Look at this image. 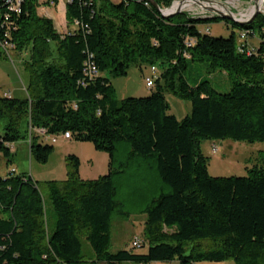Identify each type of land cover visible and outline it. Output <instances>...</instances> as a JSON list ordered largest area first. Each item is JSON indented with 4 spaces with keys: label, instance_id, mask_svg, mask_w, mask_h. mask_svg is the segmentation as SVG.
<instances>
[{
    "label": "trees",
    "instance_id": "obj_1",
    "mask_svg": "<svg viewBox=\"0 0 264 264\" xmlns=\"http://www.w3.org/2000/svg\"><path fill=\"white\" fill-rule=\"evenodd\" d=\"M60 1L0 0V58L30 53L28 99L0 95V154L10 163V146L29 141L32 158L47 164L54 147L42 139L70 133L106 152L109 169L84 180L71 155L66 181L42 186L24 174L0 177V264H264V166L245 177H212L201 151L205 140L264 142V16L232 22L225 39L209 35L210 22L222 19L165 18L148 0H63L69 29L61 33L39 13ZM154 2L164 10L174 0ZM239 33L247 35L245 52ZM256 38L259 44L250 41ZM87 63L100 75H86ZM143 65L158 69L152 93L118 101L112 80ZM193 65L225 73L230 90L218 92L206 79L193 85ZM167 94L190 102L191 114L169 115ZM151 164L170 192L143 212L148 253H111L112 218L127 215L115 200L116 179ZM43 187L56 216L53 232ZM83 239L94 259L84 258Z\"/></svg>",
    "mask_w": 264,
    "mask_h": 264
},
{
    "label": "rangeland",
    "instance_id": "obj_2",
    "mask_svg": "<svg viewBox=\"0 0 264 264\" xmlns=\"http://www.w3.org/2000/svg\"><path fill=\"white\" fill-rule=\"evenodd\" d=\"M118 2L119 0H114ZM176 2L172 13L180 9V14L189 16L198 12L211 14L212 11H226L232 13L235 18L249 22L256 13V0H174ZM211 2V3H210ZM260 11L257 16H264V0H258ZM216 3V4H215ZM65 1L61 0L56 7H46L40 9L42 16L52 17L54 25L58 31L65 33L69 28L66 20ZM171 5V6H172ZM170 6V7H171ZM202 6V7H201ZM223 8V9H222ZM178 14V15H180ZM256 16V17H257ZM208 25L201 27L205 30ZM210 36L213 38H229L233 32L232 21L219 20L210 22ZM237 33V30H235ZM258 38L251 39L256 44ZM30 53L11 50L0 58V95L12 96L18 99H28V89L30 86V76L25 68V62L29 59ZM151 67L143 65L142 68L133 67L127 77L116 78L112 84L116 90V98L121 101L129 97H146L152 92L146 87L145 78L151 76ZM189 81L194 85L201 80H209L215 90L221 93L228 92L231 88L229 79L225 73L213 72L208 74L201 65H193L187 73ZM167 102L170 106L169 115H174L178 120L184 119L192 112L190 102L183 101L178 97L167 94ZM3 123L0 122V136L3 134ZM33 131L29 130V135ZM54 137L49 136L43 140V144L54 147V153L47 164H41L32 158L30 145L23 141L14 144L18 149V154L8 163L3 154H0V177H6L12 169L16 174H24L39 182L42 186L45 182H62L68 178L69 167L67 158L75 155L80 159L79 174L84 180H97L108 173L109 155L99 151L92 143L77 142L74 140H64L58 136L56 143L52 142ZM217 147V151H215ZM201 151L208 160V173L212 177H245L248 169L264 166V142L253 144L236 142L230 139L224 141L205 140L201 143ZM155 164L138 167L133 176H122L116 179L117 196L116 202L121 211L127 215L116 213L112 218L111 246L110 252L131 251L134 254L145 255L148 253L149 245L145 242V222L147 216L143 213L150 201L158 196L160 192L169 193L167 186H163L157 172ZM43 197L48 212V227L53 232L56 227V216L52 209V204L48 192L43 187ZM135 239L143 241V246L133 249L132 242ZM82 250L85 259H94L95 254L90 244L83 239ZM118 264H136L122 262ZM151 264H179L178 261L168 263ZM201 264H234L232 261L213 263L203 262Z\"/></svg>",
    "mask_w": 264,
    "mask_h": 264
},
{
    "label": "built area",
    "instance_id": "obj_3",
    "mask_svg": "<svg viewBox=\"0 0 264 264\" xmlns=\"http://www.w3.org/2000/svg\"><path fill=\"white\" fill-rule=\"evenodd\" d=\"M23 0H7V3L9 4H13L14 2H22ZM149 2H152L154 0H148ZM196 1V0H195ZM202 3L203 2H206V0H201ZM211 3V2H210ZM216 4V3H215ZM175 5H176V2L169 8H166L164 9L165 11L169 12V13H172L173 9L175 8ZM260 6V5H259ZM202 7V6H201ZM44 10V8H41ZM223 9V8H222ZM16 12H18L17 9H15ZM215 11V10H214ZM222 13L224 14H229L231 15L232 17H234V15L232 13H227L226 11H221ZM213 13V12H212ZM195 14H207L205 12H198L196 11L195 13L193 14H190V16H195ZM7 20V19H6ZM239 22H247V21H244L243 19H240L239 18ZM207 32H209V30H207ZM237 38H238V45H239V50L241 52H245V44L247 42V35L245 33H239L237 35ZM247 54H250V52H247ZM151 76H148L145 78V82H146V87L148 88V90L152 89L153 86H154V81L158 75V69L157 67H151ZM85 74L86 75H89V76H99L100 75V72L98 71V69L93 65V64H90V63H87L86 64V68L84 70ZM40 135H43V136H46V130H43V129H40L37 131ZM64 140H71V134L70 133H64V134H61L60 135ZM58 137V136H57ZM57 137H54L52 139V142L53 143H56L58 141V138ZM10 149L12 152L15 151V148H14V145H11L10 146ZM215 151H217V147H215ZM9 174H12V175H15L16 174V170L15 169H12ZM142 245V241L140 239H135L133 242H132V247L133 248H140Z\"/></svg>",
    "mask_w": 264,
    "mask_h": 264
},
{
    "label": "water",
    "instance_id": "obj_4",
    "mask_svg": "<svg viewBox=\"0 0 264 264\" xmlns=\"http://www.w3.org/2000/svg\"><path fill=\"white\" fill-rule=\"evenodd\" d=\"M151 4H152V6H153L155 9H157V11H159V12L163 15V17H165V18H168V17H174V16L180 14V9H181L180 7L182 6V5H181V6L179 7V10H178L177 12H175V13H169V12H167V11H165V10L160 9L154 1H152ZM259 9H260V7H259V2H258V0H256V10H255L256 13H255V15L253 16L252 20H250L249 22H238V23L241 24V25H242V24H246V23H251V22L256 18V16L258 15V13H259V11H260ZM212 12H213V13H216L217 17L220 18V19L235 22L234 18H233L231 15H229V14H224V13L219 12V11H212Z\"/></svg>",
    "mask_w": 264,
    "mask_h": 264
},
{
    "label": "bare ground",
    "instance_id": "obj_5",
    "mask_svg": "<svg viewBox=\"0 0 264 264\" xmlns=\"http://www.w3.org/2000/svg\"><path fill=\"white\" fill-rule=\"evenodd\" d=\"M193 17H197V18H214V17H217V15H216V13H211V14H195V16H193ZM234 18V20H235V22H239V18L237 19V18H235V17H233Z\"/></svg>",
    "mask_w": 264,
    "mask_h": 264
},
{
    "label": "crops",
    "instance_id": "obj_6",
    "mask_svg": "<svg viewBox=\"0 0 264 264\" xmlns=\"http://www.w3.org/2000/svg\"><path fill=\"white\" fill-rule=\"evenodd\" d=\"M52 18V17H51ZM53 19V18H52ZM24 143H26V144H29V141H23ZM16 154H18V149L16 150L15 149V151L13 152V155H16Z\"/></svg>",
    "mask_w": 264,
    "mask_h": 264
}]
</instances>
